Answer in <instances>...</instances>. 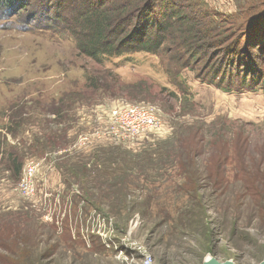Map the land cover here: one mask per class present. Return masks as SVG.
<instances>
[{
    "label": "rangeland",
    "instance_id": "obj_1",
    "mask_svg": "<svg viewBox=\"0 0 264 264\" xmlns=\"http://www.w3.org/2000/svg\"><path fill=\"white\" fill-rule=\"evenodd\" d=\"M51 1L0 9V264H142L144 252L155 264L264 263V219L243 188L264 178V92H225L207 83L204 64L177 70L167 56L93 60L41 28L71 20ZM203 1L223 16L245 5ZM125 103L154 107L165 128L132 145H79ZM197 130L204 153L189 164L176 140ZM215 132L229 149L247 141L244 163L223 161L222 192L207 185ZM31 161L38 190L26 197L18 185Z\"/></svg>",
    "mask_w": 264,
    "mask_h": 264
},
{
    "label": "trees",
    "instance_id": "obj_2",
    "mask_svg": "<svg viewBox=\"0 0 264 264\" xmlns=\"http://www.w3.org/2000/svg\"><path fill=\"white\" fill-rule=\"evenodd\" d=\"M13 1L0 0V9L11 10ZM243 1L245 5L237 13L223 16L203 0H60L58 8L62 7L64 16L71 20L56 19L59 26L52 21L41 28L68 36L84 56L99 62L140 53L157 56L161 61L167 56V66L177 70H194L204 64L207 77L212 76L207 83L225 92H264V0ZM187 132L176 143L181 147L180 156L192 164L190 161L204 153L202 146L198 148L204 134L199 130ZM213 137L210 134L208 145L219 149L210 155L214 170L207 175L211 182L207 185L214 192H222L227 187L222 176L223 161L231 160L236 167L237 162L244 163L247 141L239 135L237 145L229 149L221 142L223 135L215 132ZM215 140H220L222 146ZM242 171L247 174L246 169ZM191 179L188 176L187 193L195 198L198 185ZM243 188L264 219V178L245 182ZM221 226L224 228V223ZM207 230L211 240L212 231Z\"/></svg>",
    "mask_w": 264,
    "mask_h": 264
},
{
    "label": "built area",
    "instance_id": "obj_3",
    "mask_svg": "<svg viewBox=\"0 0 264 264\" xmlns=\"http://www.w3.org/2000/svg\"><path fill=\"white\" fill-rule=\"evenodd\" d=\"M103 125L97 126L91 134L81 135L79 145L92 149L100 141L111 139L115 144L132 145L141 137L153 131L164 129L158 111L149 105L117 104L110 108ZM39 165L33 161L21 175L18 190L26 197L37 194V177ZM142 264H155L150 253L144 252Z\"/></svg>",
    "mask_w": 264,
    "mask_h": 264
},
{
    "label": "crops",
    "instance_id": "obj_4",
    "mask_svg": "<svg viewBox=\"0 0 264 264\" xmlns=\"http://www.w3.org/2000/svg\"><path fill=\"white\" fill-rule=\"evenodd\" d=\"M208 3H209V5L211 6V7H221V5H222V3H220V2H217V1H215V0H206ZM227 1H231V0H227ZM228 5H229V7H230V12L231 11H233V6H232V2H228L227 3ZM222 8V7H221ZM1 175V174H0Z\"/></svg>",
    "mask_w": 264,
    "mask_h": 264
},
{
    "label": "water",
    "instance_id": "obj_5",
    "mask_svg": "<svg viewBox=\"0 0 264 264\" xmlns=\"http://www.w3.org/2000/svg\"><path fill=\"white\" fill-rule=\"evenodd\" d=\"M204 264H233V263H230V262L220 263L217 260L210 259V260H207ZM261 264H264V263H261Z\"/></svg>",
    "mask_w": 264,
    "mask_h": 264
}]
</instances>
